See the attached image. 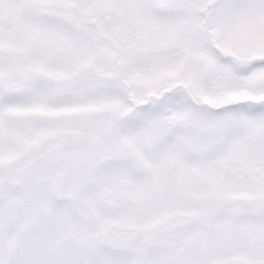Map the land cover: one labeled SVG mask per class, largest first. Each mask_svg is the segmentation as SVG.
<instances>
[{"label":"snow or ice","instance_id":"6c2138e0","mask_svg":"<svg viewBox=\"0 0 264 264\" xmlns=\"http://www.w3.org/2000/svg\"><path fill=\"white\" fill-rule=\"evenodd\" d=\"M0 264H264V0H0Z\"/></svg>","mask_w":264,"mask_h":264}]
</instances>
